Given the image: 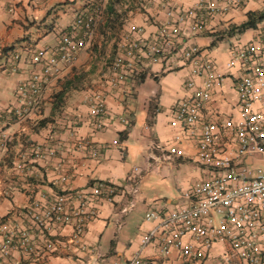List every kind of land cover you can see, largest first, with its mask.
Listing matches in <instances>:
<instances>
[{
	"label": "crops",
	"instance_id": "obj_1",
	"mask_svg": "<svg viewBox=\"0 0 264 264\" xmlns=\"http://www.w3.org/2000/svg\"><path fill=\"white\" fill-rule=\"evenodd\" d=\"M206 2H215L219 9L208 14L204 28L194 30L187 23L176 53L162 61L146 60L128 77L126 92L110 88L111 63L126 33L136 27L140 32L134 35L149 41L173 6L185 10ZM97 8L101 16L91 42L75 61L59 63L46 87L42 110L19 119L18 87L43 66L34 63L32 55L56 47L78 16ZM261 10L264 0H0V227L5 221L30 226L25 213L43 193L51 197L83 191L89 195L87 208L96 210L83 237L85 248L66 242L74 234L73 226H59L48 233L58 240L56 251H14L0 264H127L138 238L155 225L146 220V213L184 201L183 194L206 174L191 159L195 141L172 124L177 102L188 93L185 82L192 70L181 49L197 45L222 69L232 45L248 42L264 21L243 33L220 32L245 22L248 12ZM13 51L21 55L14 68ZM96 91L104 93L109 110L102 128L94 125L90 114ZM235 101L234 80L227 77L216 88L207 114L227 115ZM37 144L40 153L32 149ZM172 145L185 156L165 160L158 146ZM96 181L118 187L113 201L93 195ZM73 203L80 205L76 198ZM227 248L216 243L203 264H243L238 257L226 262ZM145 255L154 264H187L178 250L165 256L154 244Z\"/></svg>",
	"mask_w": 264,
	"mask_h": 264
},
{
	"label": "built area",
	"instance_id": "obj_2",
	"mask_svg": "<svg viewBox=\"0 0 264 264\" xmlns=\"http://www.w3.org/2000/svg\"><path fill=\"white\" fill-rule=\"evenodd\" d=\"M218 9L215 2L199 3L185 10L173 6L166 23L149 41L136 37L134 33L140 31L133 27L122 38L107 84L111 89L126 92L128 77L140 65L146 60L162 61L176 53L185 25L191 23L194 30L202 29L208 14ZM100 16V8L78 16L56 47L40 49L32 55V61L43 66L18 87L21 106L15 114L19 119L42 110L46 87L58 71L59 63L77 59L93 39ZM49 50L52 52L48 55ZM181 54L192 70L185 82L188 93L177 102L172 124L195 141L196 150L191 159L206 174L183 194L184 201L146 213V220L155 225L138 238L127 264H154L145 255L151 244L162 255L169 256L178 250L187 264H203L218 242L228 247L223 255L226 262L238 257L243 264H264V172L254 167L255 156H264V27H259L248 42L234 43L222 69L197 45L182 48ZM20 58L13 51L10 66L14 68ZM227 77L234 80L236 101L229 114L212 118L207 114L208 106L216 88L224 85ZM90 114L94 125L102 128L109 114L104 93L92 94ZM32 146L36 153L42 150L38 144ZM158 147L163 150L165 160L185 156L177 145ZM117 189L110 182L92 183L93 195L101 200L113 201ZM88 197L83 191H76L51 197L43 193L34 199L25 213L30 226L21 227L11 221L2 223L0 260L14 251L26 255L56 251L58 240L48 233L54 227L66 225L74 227V234L66 242L85 248L83 237L96 216L95 209L87 208ZM74 198L80 205L73 203Z\"/></svg>",
	"mask_w": 264,
	"mask_h": 264
},
{
	"label": "trees",
	"instance_id": "obj_3",
	"mask_svg": "<svg viewBox=\"0 0 264 264\" xmlns=\"http://www.w3.org/2000/svg\"><path fill=\"white\" fill-rule=\"evenodd\" d=\"M263 21H264V10L250 11L248 12L247 20L245 22L239 25H232L227 29L226 32H220V33H226L230 36L236 33H243L246 30L257 28L258 24ZM61 96H63V93L58 94L57 98L59 99V97Z\"/></svg>",
	"mask_w": 264,
	"mask_h": 264
},
{
	"label": "rangeland",
	"instance_id": "obj_4",
	"mask_svg": "<svg viewBox=\"0 0 264 264\" xmlns=\"http://www.w3.org/2000/svg\"><path fill=\"white\" fill-rule=\"evenodd\" d=\"M259 169H262L264 172V156L256 155L255 156V166Z\"/></svg>",
	"mask_w": 264,
	"mask_h": 264
}]
</instances>
